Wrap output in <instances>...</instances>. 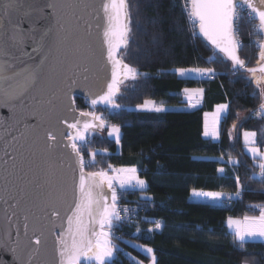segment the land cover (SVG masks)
I'll list each match as a JSON object with an SVG mask.
<instances>
[{
  "label": "snow or ice",
  "instance_id": "6c2138e0",
  "mask_svg": "<svg viewBox=\"0 0 264 264\" xmlns=\"http://www.w3.org/2000/svg\"><path fill=\"white\" fill-rule=\"evenodd\" d=\"M182 8L193 34L202 36L212 46L213 55L207 57V62L212 63L219 56L230 61L235 72L247 73L245 79L254 84L262 99L254 115L264 119V0H183ZM242 13L252 23L253 33L260 37L252 41L258 49L253 67H248L239 55L242 41L238 25L243 19ZM81 21H84V36L80 35ZM131 25L129 0H0V107L8 108L11 113L0 117V125L6 136L23 125L22 137L31 138L34 144L43 141L48 177L45 182L48 191L42 198L27 199L29 194L25 191L16 200L12 213L5 212V222L0 226V254L11 253V264H113L117 252L113 228L115 222L123 220L121 213L128 211L119 205L117 189L143 190L146 181L140 178L135 166L109 164L107 169L86 170L97 163L96 157L100 154L89 150V159H85L82 146L89 144V137L107 126L108 137L119 144L121 128L107 125L95 110L77 109L72 93L75 88H83L92 109L98 105L110 111L122 107L117 103L121 86L140 75L119 55L129 45ZM29 47L31 51H27ZM72 47L77 52L83 47L91 56H98L101 74L82 75V80L76 73L66 75L61 81L62 87L42 99L61 54ZM176 71L188 78L215 75L213 68ZM183 91L189 107L195 108L201 103L204 89ZM137 107L156 112L165 110L163 104L157 105L153 100H145ZM228 108V104H218L214 112L204 114L205 137L219 138L221 117H226ZM31 119L35 123H29ZM236 127L232 125L233 130ZM242 136L247 152L259 169L252 173V178L258 176L264 182V150L257 144L258 133L245 130ZM229 160L233 165L239 163L231 157ZM219 171L223 173L224 169ZM235 179V192L193 189V195L223 205L242 195L239 176ZM22 200L25 206L21 217L15 209L20 208ZM9 207L13 206L9 204ZM34 207H39L43 214L37 216L32 212ZM251 207L258 208L259 214L226 219V227L241 251L249 242L264 243V206ZM161 227L155 222L148 232ZM137 247L148 254L151 264H157L151 247ZM0 264L8 262L0 258ZM134 264L143 262L134 261Z\"/></svg>",
  "mask_w": 264,
  "mask_h": 264
},
{
  "label": "trees",
  "instance_id": "16d2710c",
  "mask_svg": "<svg viewBox=\"0 0 264 264\" xmlns=\"http://www.w3.org/2000/svg\"><path fill=\"white\" fill-rule=\"evenodd\" d=\"M129 3L132 32L127 49L119 54L140 75L121 89L117 96L120 109L97 106L108 122L121 128V149L118 151L108 135L94 133L90 148L100 154L97 164L86 169L95 171L109 164L135 166L146 181V189L121 190L118 195L120 206L128 211L113 228L118 245L113 264H134L135 258L148 261L149 256L137 244L151 247L157 264H264V243L249 242L241 251L226 227L227 217L258 215L259 209L251 206H264V182L258 176L252 178L259 169L242 138V131L256 130L259 144L264 145V119L254 115L262 102L257 89L245 79L247 73L233 70L230 61L217 56L214 62H207L213 49L202 36L193 34L183 0ZM243 21L238 31L243 43L239 54L253 67L257 54L250 45L251 26L246 18ZM193 67L213 68L216 74L188 78L176 71ZM185 88L204 89L201 106L184 108L188 104ZM75 97L77 109L84 111L88 101ZM145 100L160 102L166 109H138ZM220 103H228L229 110L221 122L220 138L214 140L203 135L204 113ZM250 110L251 115L240 118L241 112ZM233 124L237 125L234 130ZM82 151L89 159L88 148L82 147ZM229 157L239 163L233 165ZM237 176L242 195L231 205L191 197L193 189L235 192ZM155 222L162 227L149 233Z\"/></svg>",
  "mask_w": 264,
  "mask_h": 264
},
{
  "label": "water",
  "instance_id": "95a60500",
  "mask_svg": "<svg viewBox=\"0 0 264 264\" xmlns=\"http://www.w3.org/2000/svg\"><path fill=\"white\" fill-rule=\"evenodd\" d=\"M85 19L91 21L88 16ZM80 35L84 36V21H81ZM84 38L85 40L87 39L86 36ZM27 51H31V47ZM86 68L89 70L88 72H84ZM98 69V56H91L83 47H81L79 52L75 51L74 47L69 48L61 54L57 70L51 76L49 89L41 98L47 99V95L51 91H56L58 87H62L61 81L64 76L76 73L81 75L82 80V75H89L90 77L100 75L101 73L98 72ZM44 71L47 75V67ZM72 94L86 99V92L83 88H75ZM86 100L89 101L88 99ZM10 115L8 108L0 107V117H8ZM28 122L35 123V120L31 119ZM23 131V125H19L18 130H13L11 135L6 136L4 127L0 125V226H3L5 222V212L9 215L12 213L16 200L21 199L23 192L26 191L29 194L27 199L38 200V198H42L43 193L48 191V185L45 183L48 177L45 175L47 164L44 163L43 141L41 140L39 143L34 144L31 138L26 139L21 136ZM12 157H15V160ZM39 185H44V187H38ZM5 200L8 201V204L4 203ZM9 204L13 207H9ZM24 206L25 204L22 200L20 208L15 209L21 217ZM32 212L37 216L43 214L39 207L32 208ZM0 258L11 264V253H2Z\"/></svg>",
  "mask_w": 264,
  "mask_h": 264
},
{
  "label": "rangeland",
  "instance_id": "374dc122",
  "mask_svg": "<svg viewBox=\"0 0 264 264\" xmlns=\"http://www.w3.org/2000/svg\"><path fill=\"white\" fill-rule=\"evenodd\" d=\"M246 18V16H244L243 17V20ZM243 20H241V22H244ZM241 28H242V26H241ZM253 50V49H252ZM254 51L256 52V54L258 53V50L257 49H254ZM120 55V54H119ZM129 80H132V79H129ZM129 80H127V81H125L124 82V84L121 86V89H123V88H125L126 86H127V84H128V82H129ZM189 89H196V88H189ZM184 98L186 99V97H185V95H184ZM187 100V99H186ZM154 101V100H153ZM156 102V104L157 105H159V104H161L160 102H157V101H155ZM200 105V104H199ZM198 105V106H199ZM187 107H186V109H193V108H191V107H189L188 105H186ZM197 106V107H198ZM175 108V107H174ZM164 109H166V107L164 106ZM90 110H95L98 114H100V115H102L103 117H104V119L106 120V123H107V125H111L112 123H110V122H108V120L106 119V115H103V114H101L100 112H99V110H98V108L96 107L95 109H92L91 107H90V104H89V101H88V106H87V108L84 110V111H90ZM247 112V113H246ZM251 110L250 111H243V112H241L239 115H240V118L241 117H244V116H248V115H251ZM100 133L102 134V135H108L107 133H108V127L106 126L104 129H103V131H100ZM93 135V134H92ZM92 135L89 137V141H90V138L92 137ZM83 147V149H87L88 148V151L89 150H91V151H99V150H97V149H91L90 147H91V145H90V142H89V144L85 147V146H82ZM90 148V149H89ZM117 149H118V151H120V143L119 144H117ZM88 160V159H87ZM96 161L98 162V158L96 157ZM97 164V163H96ZM108 167V166H107ZM107 167H99V168H97V170L98 169H100V168H104V169H107ZM115 167H121V166H115ZM127 167H131V166H127ZM139 174V173H138ZM140 176V175H139ZM141 178V177H140ZM141 179H143V178H141ZM144 180V179H143ZM144 189H146V186H145V188ZM143 189V190H144ZM120 189H117V193H118V195H119V193H120ZM143 195H145V194H143ZM118 203H119V201H118ZM120 205V204H119ZM122 214V213H121ZM232 217H238V216H232ZM239 218V217H238ZM113 243L116 245V248H118V245L114 242V240H113ZM137 245H139V244H137ZM142 250V249H141ZM143 251V250H142ZM144 252V251H143ZM145 253V252H144ZM116 255V254H115ZM114 255V256H115ZM148 255V254H147ZM134 261H142V260H139V259H137V258H135L134 259ZM143 262V264H151V262H150V257H149V260L148 261H142ZM245 264H250V262L249 261H247V262H245Z\"/></svg>",
  "mask_w": 264,
  "mask_h": 264
},
{
  "label": "crops",
  "instance_id": "0c3cea01",
  "mask_svg": "<svg viewBox=\"0 0 264 264\" xmlns=\"http://www.w3.org/2000/svg\"><path fill=\"white\" fill-rule=\"evenodd\" d=\"M180 76V75H179ZM182 77V76H181ZM193 77H195V76H193ZM183 95H184V92H183ZM203 98H204V94H203ZM203 98H202V101H201V103H200V105L199 106H201V104H202V102H203ZM185 99V98H184ZM186 100V99H185ZM187 101V100H186ZM220 104H228V103H220ZM188 105V104H187ZM229 105V104H228ZM198 106V107H199ZM186 107L187 106H185L184 108L186 109ZM216 107V106H215ZM195 108H197V107H195ZM195 108H193V109H195ZM138 109H140L139 107H138ZM144 110V109H143ZM188 110H192V109H188ZM228 110H229V108H228ZM215 111V108L212 110V111H207V113H211V112H214ZM206 113V112H205ZM204 113V114H205ZM228 113V112H227ZM225 116H222L221 117V122H222V120H223V118H224ZM221 122H220V130H221ZM245 131V130H244ZM248 131H256V130H248ZM257 133H258V131H256ZM242 133H243V131H242ZM220 135H221V132H220ZM207 138H211V137H207ZM219 138H220V136H219ZM218 138V139H219ZM242 138H243V136H242ZM218 139H215V140H218ZM257 144H258V146H260L261 147V149L262 150H264V145H260L259 144V133H258V136H257ZM245 150H246V148H245ZM246 152H247V150H246ZM248 153V152H247ZM249 154V153H248ZM250 155V154H249ZM251 156V155H250ZM203 157V156H202ZM256 163V162H255ZM147 186V185H146ZM197 190V189H196ZM199 191V190H198ZM203 191H206V190H203ZM191 197L193 198V199H196V200H207V198H202V197H197V196H194L193 195V190L191 191Z\"/></svg>",
  "mask_w": 264,
  "mask_h": 264
},
{
  "label": "built area",
  "instance_id": "2783aa9c",
  "mask_svg": "<svg viewBox=\"0 0 264 264\" xmlns=\"http://www.w3.org/2000/svg\"><path fill=\"white\" fill-rule=\"evenodd\" d=\"M241 15H242L243 17L246 16V19L248 20L246 14L242 13ZM242 20H243V19H242ZM240 24H241V21L239 22L238 27L240 26ZM249 24H250V26H251L250 35H249V37H250V38H249V40H250V45H251V47H252L253 49H257V48L253 45L252 41L255 40V39H258V38H260V37H257V36L253 33L252 23L249 22ZM239 28H240V27H239ZM242 47H243V43H242ZM257 50H258V49H257ZM248 60H250V59H248ZM215 74H216V72H215ZM89 104H90V103H89ZM235 199H237V198H234L233 200H235ZM233 200H231L230 202H226V203H224V204H226V205H231L232 202H233ZM126 213H127V212H123V213H122V217H123V218H126V216H127Z\"/></svg>",
  "mask_w": 264,
  "mask_h": 264
}]
</instances>
